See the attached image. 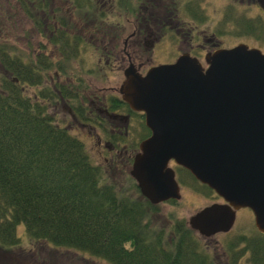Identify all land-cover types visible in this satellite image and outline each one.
I'll use <instances>...</instances> for the list:
<instances>
[{"label":"trees","instance_id":"trees-1","mask_svg":"<svg viewBox=\"0 0 264 264\" xmlns=\"http://www.w3.org/2000/svg\"><path fill=\"white\" fill-rule=\"evenodd\" d=\"M72 4L84 21L103 18L98 7L88 12L84 0ZM85 22L75 24L91 33ZM66 28L52 30L60 34L52 43L75 52L81 37L77 32L69 38ZM51 66L46 56L25 62L0 44V247L20 244L21 224L32 240L84 251L110 264H217L186 222L169 216L168 224L159 225L158 204L142 197L133 179L115 182L109 170L104 173L92 161L83 142L56 123L49 108L68 96L64 83L38 88ZM72 110L87 119L80 105ZM242 240L254 251L251 262L264 264V235Z\"/></svg>","mask_w":264,"mask_h":264},{"label":"rangeland","instance_id":"rangeland-1","mask_svg":"<svg viewBox=\"0 0 264 264\" xmlns=\"http://www.w3.org/2000/svg\"><path fill=\"white\" fill-rule=\"evenodd\" d=\"M23 1L28 9L22 8L23 5L18 0H0V44L9 53L23 55L25 62L33 59L40 60L44 56L51 61L52 66L42 72V84L38 88L42 89L45 85L53 89L57 83H64V90L70 97L67 96L63 102L54 103L49 108V112L55 118L56 123L68 129L73 136L83 142L92 161L103 166L104 173L107 174L109 170L110 174H113L111 177L115 182L124 183L127 176L129 177L132 157L138 151V144L148 135L141 115H134L126 126L123 121H115L117 127L112 126L118 130H114V133L110 135L109 132L103 131L108 121L107 123L104 121L101 126L99 123L93 125L89 122L90 120L94 123L91 119H78L76 115L74 118L69 112L80 105L82 116L87 118L89 110L96 112L89 104L88 97L93 99L94 94L99 97L104 94L107 96L118 95L119 86L124 79L123 70L127 64L126 61L122 62L121 57L116 61L111 59L109 64L106 63L105 52L117 53L121 51L123 39L132 31L131 24H125L124 34L119 36L117 28L114 29L116 23L113 24L111 15L107 16L110 19L106 22L107 24L102 23L101 25L100 20H96V24L89 27L91 33L83 36L84 40L79 39L76 51L69 53L65 51L68 48L61 47L59 43H52V41L57 40L60 36L58 32H55L56 29H64V26L69 27L65 29L69 38L78 36L76 35L77 29L73 28L72 24L73 22H84V16L83 13L76 10L72 0ZM79 1L81 2V0ZM208 1L209 4L204 5L206 7L204 14H201L199 10L194 11L192 19L180 15L183 20L176 26L182 28L181 32L185 33L183 36H179L182 40L180 45L173 34L167 33L159 47L155 48L153 52L143 53L145 69L164 61L168 62L167 60L174 61L176 54L169 52V48L174 51L179 50L180 47L189 49L199 43L193 39V31L186 32L187 27L193 26H197L196 30H204L207 36L215 33L217 39L227 46L244 43L249 47L259 48L264 53L263 9H260L257 4L247 1L244 4L239 0ZM165 2L169 3L171 7V0H165ZM171 8L173 13H176V8ZM27 11H30V15L35 19H38V24H35L33 19L27 15ZM179 11L182 10L179 9ZM53 16L56 17L53 18ZM54 23L57 24V28L51 29L50 27ZM61 24L64 25L61 26ZM52 30L55 31L52 32ZM53 33L54 35H52ZM114 35L117 37L114 38ZM69 47L73 46L69 45ZM199 61L205 66L204 57ZM1 71L0 67V74ZM31 91L33 89L29 90V92ZM55 93H57L56 90ZM71 95H76L77 98L72 100ZM98 108H102V106H98ZM117 137L118 150H112L109 145L116 144L113 138ZM106 140L110 142H106ZM99 141L100 144H98ZM170 166L176 171V177L180 183L181 198L158 205L156 214L159 225L168 224L169 216L187 223L188 218L197 211L213 203L221 202L215 192L194 182L183 169L177 168L173 162ZM193 233L217 264H225L228 260L226 255H231L244 248L243 238L253 239L258 236L259 232L255 228L252 211L242 208L238 210L235 224L230 232L216 233L209 238L200 236L196 231ZM17 234L21 237L17 247L4 249L0 247V264H110L106 260L84 251L54 247L45 241L32 240L26 235L24 226L21 224L17 227ZM246 257L247 255L241 257L239 264L248 263ZM231 261L229 264H232Z\"/></svg>","mask_w":264,"mask_h":264},{"label":"water","instance_id":"water-1","mask_svg":"<svg viewBox=\"0 0 264 264\" xmlns=\"http://www.w3.org/2000/svg\"><path fill=\"white\" fill-rule=\"evenodd\" d=\"M205 62L183 54L144 75L124 70L118 91L150 130L129 174L151 204L179 200L174 161L224 201L191 215V229L206 238L227 232L249 208L264 233V53L239 43Z\"/></svg>","mask_w":264,"mask_h":264},{"label":"flooded vegetation","instance_id":"flooded-vegetation-1","mask_svg":"<svg viewBox=\"0 0 264 264\" xmlns=\"http://www.w3.org/2000/svg\"><path fill=\"white\" fill-rule=\"evenodd\" d=\"M239 1L243 4L246 1L248 3L253 2L254 4H257L260 9L264 10V0ZM98 2H101L103 5ZM208 4V0H171V7L176 8V14L173 13L170 4L166 3L165 0H84V7L86 10H88V12L90 11V7H92V5L94 6V9L97 7L98 9H100V13L103 14V18H101L100 20L101 25L102 23L107 24L106 22L110 20L107 18V16H112L111 19H113V24L114 22L116 23L114 29L117 28L119 36L124 34V31L126 29L125 24H131L132 31L130 32V34H127V36L123 39V48L121 49V51L117 53H113V51L105 52V57L107 58L106 63L109 64L111 59H114L116 61L121 57L122 62L126 61L127 65L125 69L129 65H133L136 71L141 74L146 73V71L148 70V68L145 69L144 67L145 61L143 60V53H146V51L153 52L155 48L159 47L160 42H162L166 38L167 33L173 34L175 40L178 41L180 45V43H182V40L179 36H183L185 34L181 32L182 28L176 26L178 23L180 24L182 22L181 20H183L180 15L185 17L188 16L190 19H192L194 16V11L199 10L201 14H204V12H206V7L204 5ZM179 9L182 11H179ZM41 13L43 15V12ZM53 18H55V16H53ZM85 21L84 22L87 24L88 27H90V25H94L96 22L95 19L89 18ZM54 26L57 28L56 23H54ZM72 27L77 28V32L83 40V36L89 35L90 33H84L83 31L85 29H79L75 22H73ZM193 27H187L186 32L193 31V39H195V42L199 41V43L194 44L195 46H192V48L189 49L180 47L179 50L174 51L172 50V48H169V52L176 54V58L180 55L188 54L191 57L200 59L202 57H205L206 54L211 53L216 49L231 47L221 43V41L217 39L215 33H211L210 36H207L206 33H204V30L199 31L196 30L197 26ZM105 31L107 34V30ZM116 37L117 35H114V38ZM166 47H168L167 44ZM167 61L168 62L164 61L163 63L173 62V60ZM87 100H89V104L96 111L93 112L89 110L88 114L86 115L87 119H91L92 121H94V125H96V123H99V126L103 125L102 123L104 121L105 123H107L108 121V124L106 125V127H104L103 131L109 132L110 135L114 133V130H118L115 129L117 127L115 126V121H123L125 123L124 125L126 126L128 125L129 120H131V118L134 117V115L136 114L141 115L142 119H144V114L142 112L132 110L129 105L122 99L120 93H118V95L113 96L111 94L108 96L104 94L101 97L94 94L93 99L88 97ZM98 106H102V108H98ZM69 113L73 117L75 116L73 110H70ZM112 125L115 128H113ZM106 142L110 141L106 140ZM98 144H100V141L98 142ZM118 145L119 143H117L116 141V144L109 145V148L112 150H118ZM244 245L245 246L241 251H237L236 253L233 252L231 255H226V258L228 260L225 264H229L230 259L232 261L235 260L236 264H239L241 257H243L244 255H247L246 261L248 263L246 264H251L249 262L254 259V251L249 245L245 243Z\"/></svg>","mask_w":264,"mask_h":264}]
</instances>
